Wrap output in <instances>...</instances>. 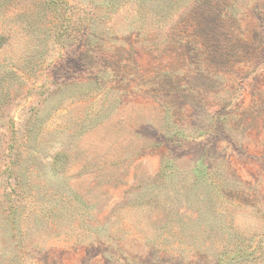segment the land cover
<instances>
[{
  "label": "rangeland",
  "instance_id": "rangeland-1",
  "mask_svg": "<svg viewBox=\"0 0 264 264\" xmlns=\"http://www.w3.org/2000/svg\"><path fill=\"white\" fill-rule=\"evenodd\" d=\"M0 264H264V0H0Z\"/></svg>",
  "mask_w": 264,
  "mask_h": 264
}]
</instances>
